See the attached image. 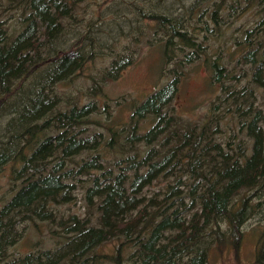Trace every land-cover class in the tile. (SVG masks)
Instances as JSON below:
<instances>
[{
	"label": "trees",
	"instance_id": "1",
	"mask_svg": "<svg viewBox=\"0 0 264 264\" xmlns=\"http://www.w3.org/2000/svg\"><path fill=\"white\" fill-rule=\"evenodd\" d=\"M228 1L7 0L21 9V27L10 38L0 24V171L12 163L0 196V264H209L229 245L238 251L244 224L264 202V107L254 93L264 88V14L249 0ZM226 11L257 22L224 40ZM132 36L134 45L121 42ZM142 42L173 68L165 65L170 77L116 121L103 88L135 62ZM209 46L217 52L209 55ZM200 58L224 93L191 120L172 103L178 68ZM88 67L87 100L56 91ZM238 75L246 76L238 89L226 84ZM229 113L237 130L220 141ZM110 151L116 158L105 165ZM152 184L156 192L143 195ZM78 190L87 212L60 213ZM40 223L53 244L37 240L14 256L28 226ZM254 235V262L264 264V227Z\"/></svg>",
	"mask_w": 264,
	"mask_h": 264
},
{
	"label": "rangeland",
	"instance_id": "2",
	"mask_svg": "<svg viewBox=\"0 0 264 264\" xmlns=\"http://www.w3.org/2000/svg\"><path fill=\"white\" fill-rule=\"evenodd\" d=\"M231 1L232 0L228 1L229 4ZM249 1L251 2V10H258L264 14V3L258 4V0ZM8 6L9 4L7 3V0H0V24L7 28L8 35L10 38H12L18 33L21 27L19 23L21 9L19 8L13 10ZM101 8H104V6ZM226 13L227 11L224 14V20L220 30V33L225 32L224 40L225 38L228 39L230 36H237V34L240 33L242 29L252 27L257 22L254 17L246 12L242 16L234 15L232 18H229ZM131 15L132 13L128 16ZM134 25L135 24L133 23L129 24L125 22L122 25V29L129 30L130 28H133L132 34H134ZM116 30L117 29L114 28V32ZM128 34L132 35L131 33ZM217 36L212 35L211 37L215 38ZM69 38L72 39L73 42L75 41V37H73V35L69 36ZM66 42L67 41H65V43ZM121 42L127 43L128 45H134L133 36L129 38H123L121 39ZM144 43L145 42H142L140 46H135L137 54L135 62L125 67L117 79L108 80L107 84L103 88L106 97L111 103L110 108L116 121L127 120L128 116L137 103L145 99V97L150 93L154 92L156 88L160 87L162 83L165 82L166 75L170 77L167 68L171 69L173 66H168L164 61L167 68L165 65L162 68L159 63V59L161 57L160 51L157 49V47L150 45V43L147 45H144ZM160 44L161 42L159 45ZM204 45H208V42ZM229 50L230 42L228 41L222 52ZM207 51L209 55L211 53L215 54L217 52L215 48L210 46L207 48ZM194 62L195 63L191 65H187L184 70L181 69L182 74H180V70L178 68L177 72L181 77V82L175 101L172 104H174L176 108L175 112L180 116L190 117L191 120H199L203 114L209 110L212 103H216L218 101V96L220 97L224 92L222 91L221 86L218 89L217 86L209 82L211 72L203 59L200 58V60L197 59ZM105 63L106 62L102 60H97L96 65L99 64L100 66H103ZM89 67L94 70L91 66ZM89 67L88 70H85L86 74L79 76L78 73L75 77V80L71 84L69 81L59 82L56 86V91H59L64 95L65 93L77 95L78 91H80V98H82L84 101L87 100L89 96L85 94V89L91 84L90 77L93 74V71ZM233 72L236 74L240 73L238 70H233ZM245 79L246 76L242 77L241 75H238L236 79L229 80L226 82V84L232 83L238 89L244 83ZM239 80H241V82L237 83ZM254 93L257 94L259 102L261 103L262 107H264V88L255 87ZM101 99L103 98L101 97ZM220 99L221 98H219V100ZM230 115V113L227 114L225 118V125L222 126V132L218 136V140L220 141H226L230 136H232V133L236 132L237 130L236 124L229 121ZM6 123L7 116H0V139L2 140L5 138L3 137V133ZM152 123V119L149 116L142 120L143 127H146L145 130L149 128ZM114 126L118 127L117 124H114ZM115 158L116 153L110 151L108 152L103 163L107 165ZM11 169L12 163L10 162L4 165L3 170L0 171V196L8 193L7 191L9 190L10 186L9 174ZM158 187V184L147 186L144 190H142V194L146 196L152 195L154 192H156ZM81 194L82 193L78 190L76 193H74L77 198L75 201L73 200L68 204L60 205L58 207L60 213H63L64 215L74 213L83 217V215L87 212V209L85 208V200ZM261 206V210H258V212L252 218L248 219V221L244 224L243 241L240 243L238 251L236 252V249L229 245L228 249H226L222 255H212L209 264H256L254 262V253L256 248V235H254V231L258 228L264 227V202L261 204ZM28 227L29 228L26 229L24 237L15 245V248L13 249L15 252L14 256L20 253L25 254L31 250H35V245H41L37 242V240L46 241V245H51L56 239L51 238L48 226L45 223H40V228H36L31 225ZM10 251L12 252V249Z\"/></svg>",
	"mask_w": 264,
	"mask_h": 264
}]
</instances>
